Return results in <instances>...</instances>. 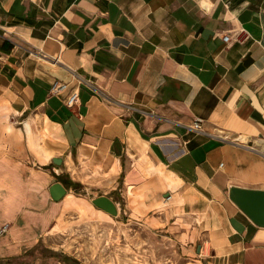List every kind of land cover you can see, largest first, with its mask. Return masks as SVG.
I'll return each instance as SVG.
<instances>
[{
    "label": "crops",
    "instance_id": "1",
    "mask_svg": "<svg viewBox=\"0 0 264 264\" xmlns=\"http://www.w3.org/2000/svg\"><path fill=\"white\" fill-rule=\"evenodd\" d=\"M232 186L264 190V0H0V262L66 264L36 247L82 187L174 237L172 264H264Z\"/></svg>",
    "mask_w": 264,
    "mask_h": 264
},
{
    "label": "rangeland",
    "instance_id": "2",
    "mask_svg": "<svg viewBox=\"0 0 264 264\" xmlns=\"http://www.w3.org/2000/svg\"><path fill=\"white\" fill-rule=\"evenodd\" d=\"M102 190L90 188L91 192H87L82 187L72 189L71 194L87 198L84 199L86 209L82 211L77 205L80 198L72 196L71 199L76 204L70 206L69 209L73 210L62 217L64 222L60 220L65 223L64 226L56 227L61 230L52 239L40 242L36 247V254L64 258L66 264H172L173 261L182 260L178 259L179 248L173 241L174 237L170 236L168 239L164 232L145 228L144 219L127 220V215L123 213V202L115 196L114 199L118 201L116 208L120 212L115 215H118L117 217L96 207L92 199ZM97 209L109 216H98ZM49 247L57 250H51ZM34 255L35 253L31 256ZM66 255H69L70 259H65ZM25 262L28 264L29 260Z\"/></svg>",
    "mask_w": 264,
    "mask_h": 264
},
{
    "label": "water",
    "instance_id": "3",
    "mask_svg": "<svg viewBox=\"0 0 264 264\" xmlns=\"http://www.w3.org/2000/svg\"><path fill=\"white\" fill-rule=\"evenodd\" d=\"M52 162L60 164L62 160L60 158H53ZM65 192V188L59 182H55L50 186V194L54 200H59ZM228 194L229 198L252 222L264 227V190L232 186L229 188ZM92 203L110 215L115 216L117 214L114 202L104 195L93 198Z\"/></svg>",
    "mask_w": 264,
    "mask_h": 264
},
{
    "label": "built area",
    "instance_id": "4",
    "mask_svg": "<svg viewBox=\"0 0 264 264\" xmlns=\"http://www.w3.org/2000/svg\"><path fill=\"white\" fill-rule=\"evenodd\" d=\"M228 36H224L223 40L227 41ZM68 89V83L62 80H54L52 81L50 85V93L54 95H61L64 92H66ZM79 101V91L76 88L71 89L67 95L65 96V105L68 106L69 108L75 106ZM190 128L195 130V131H201V123L199 120H194L192 124L190 125Z\"/></svg>",
    "mask_w": 264,
    "mask_h": 264
},
{
    "label": "trees",
    "instance_id": "5",
    "mask_svg": "<svg viewBox=\"0 0 264 264\" xmlns=\"http://www.w3.org/2000/svg\"><path fill=\"white\" fill-rule=\"evenodd\" d=\"M69 184L73 185V184H75V183L70 182Z\"/></svg>",
    "mask_w": 264,
    "mask_h": 264
}]
</instances>
